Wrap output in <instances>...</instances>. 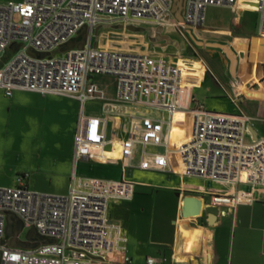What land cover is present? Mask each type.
I'll use <instances>...</instances> for the list:
<instances>
[{
    "label": "built area",
    "instance_id": "obj_1",
    "mask_svg": "<svg viewBox=\"0 0 264 264\" xmlns=\"http://www.w3.org/2000/svg\"><path fill=\"white\" fill-rule=\"evenodd\" d=\"M238 1L185 0L182 23L172 18L173 0L0 3V90L8 98L16 91H23L79 101L81 113L74 152L78 161L88 156L78 152L84 136L88 139L96 135L106 142L107 117H89L84 113V107L90 101L109 102V99L88 91L94 77L116 79V97L113 99L116 103L173 115L182 107L184 71L179 63L166 61L164 57L106 50L93 47L91 42L82 49L64 52L62 49L84 29L93 32L97 26L111 22L171 26L184 35L190 29L198 30L204 26L208 8L235 10ZM247 1H252L260 16L259 32L264 36V0ZM197 105L192 138L177 150L184 175L232 187L241 183L253 190L264 189V138L246 142L252 118L244 114L211 112L205 110L204 105ZM86 118L90 120V129L84 133L82 123ZM140 119L143 127L135 124L133 130L155 136L140 142L166 145L165 122L150 114ZM28 178V175L20 176L12 186H0V264H134L128 255V239L123 228L109 216L112 202L133 199L134 184L74 174L68 193L54 195L30 189ZM252 202V192L215 191L210 194L207 207H235ZM9 216L21 221L24 230H28L25 240H20V234L17 241L34 244L27 236L35 229L40 237L55 242H39L34 249L13 248L11 236L4 244ZM166 261V258L160 260ZM157 262L155 258L147 259V264Z\"/></svg>",
    "mask_w": 264,
    "mask_h": 264
},
{
    "label": "crops",
    "instance_id": "obj_2",
    "mask_svg": "<svg viewBox=\"0 0 264 264\" xmlns=\"http://www.w3.org/2000/svg\"><path fill=\"white\" fill-rule=\"evenodd\" d=\"M244 5L253 6V3L252 1L239 0L235 10L232 8H226L229 9L233 15L232 27L230 29L212 30L205 28L204 24V26L197 31H200L201 33L221 34L223 36L230 37L234 40V44L237 45L240 51H248V59L241 68L240 77H234V79H238L241 85L244 86L246 94L242 95L238 99L235 98L237 91L231 83L232 79L228 81L227 76L224 78V80L232 86L229 90L224 87V91L227 92L230 98L239 107L240 103L245 104L247 110L246 112L240 110L239 112L234 113H219L244 114L251 117L252 120L249 122L248 132L246 134V142L249 143L258 138H264V77L263 73L258 71V64H254L253 61H251V63L249 62V49L251 41L249 40V36H247L248 34L246 31H248L247 29L250 26L255 28L259 37L264 36H261L259 32V14L254 9L243 8ZM249 14H253V17H248ZM172 18L175 19V16L173 15ZM106 24H110V26L117 31H128L126 29H121V26H134L137 29H145L143 32L129 31L131 33H144L150 31L151 35H149V41L153 52L138 53L135 51H118L132 52L149 57L160 56L164 57L166 61L176 62L182 66L184 71L183 85L186 94L183 93L181 101L182 107L178 112L185 114L186 118L184 121H180L176 125L184 131L174 126L175 113L173 115H169L165 111L154 113L144 107L116 103L113 101L115 98H110L109 102L90 101L85 105L84 113L89 117H107L108 122L105 131L107 141L91 140L89 145H83L78 152L80 154L88 155L85 156L87 159L84 157L83 160L89 165L92 166L96 163H111L119 169V174L115 179L107 178L105 176L79 175L73 171L75 167L74 164L72 171L78 176L113 181H126L135 185V194L131 201L112 202L109 209L110 220L119 224L127 236L128 255L132 258L134 264H147L148 258H155L158 261L157 264H264V189L257 188L253 190L249 185L241 183L236 187H232L230 185L217 183L205 178L184 175L182 171L184 170V167L180 156L177 153L180 146L170 138L171 134L180 131L182 132L184 139L186 138V142L191 140L195 123L194 111L197 109V103L204 105L205 110L211 111L207 108L206 101L208 98L202 96L200 93H197V90L202 89V85L209 74L207 69L201 62L191 61L189 64L200 63L204 67L202 77L192 76L187 71V67L183 64L184 60L177 62L174 60L176 57L168 54L170 52L169 49L171 48L177 51L180 50L178 47L179 42L170 39L167 36V34H169V26L145 24L125 25L120 22H111ZM100 26L101 25L97 26L93 32L89 29H84L83 31H87V34L82 36V31L76 38L82 36V39H86V43L91 42L93 47L106 50H117L101 47L93 41V33L95 30H98ZM160 28H162V30H160ZM178 34L180 35V33ZM182 36L184 37V35ZM247 63H250L248 68H246ZM186 84L192 86V88L190 87L189 89ZM27 94H35L36 96L42 98L45 97L32 92L16 91L11 98H8L5 97L4 92L0 90V104H7L8 100V110L11 112L13 108L20 107V102L16 98L19 95ZM14 97L15 99H13ZM63 98L71 101L77 106V108L74 109L77 129L81 113V105L79 101L75 99L68 97ZM94 103L99 104V106H94ZM35 108L36 111L42 109L41 105H38ZM131 109H133L134 113L136 110V112H144L145 115L150 114L155 117L159 116L165 122L164 139L166 145H138L139 147L136 148L139 152L136 153V156L130 157L127 161L124 154V139L126 137V133L123 131L127 129L128 134H135L138 130H133V126L137 124V122H141L139 116L130 114ZM137 129L139 128L137 127ZM137 133L146 134L144 131H138ZM95 136L96 135L93 137ZM133 139L134 138H132V140ZM141 140L146 139L143 137ZM151 143L154 142L151 141ZM94 155H96V157L101 161H91L90 157L92 158ZM134 160L136 163H134ZM160 166L162 167L161 169L156 168ZM69 172H71V163L69 166ZM156 190L175 193L173 196V211L172 215H170L171 217L167 226V237H159L160 240L152 242L151 245L154 247L152 251L155 253V256H147L145 253L143 255L136 253L134 256L130 250L131 239L130 232L127 227V215H129L128 213L130 208L125 206H134L135 203H137V207H140L142 212L143 207L140 201L136 202L137 197H150ZM236 190L252 192L253 202L239 204L235 207H207L210 204V194L212 192L221 191L233 194ZM187 197H197L204 201L205 205L201 217H186L184 215V201ZM123 207H125V210L123 209V212L121 213L120 211ZM210 214L215 215V220L211 224L209 223ZM152 230L154 235L156 232H160V229L156 230L153 228ZM140 256H143L142 262L139 260ZM164 258H166L167 261L160 262V260Z\"/></svg>",
    "mask_w": 264,
    "mask_h": 264
},
{
    "label": "rangeland",
    "instance_id": "obj_3",
    "mask_svg": "<svg viewBox=\"0 0 264 264\" xmlns=\"http://www.w3.org/2000/svg\"><path fill=\"white\" fill-rule=\"evenodd\" d=\"M21 1L0 0V3ZM226 8H208L205 28L212 30L230 29L233 15ZM243 8L254 9V5H244ZM248 17H253V14H249ZM16 21L18 20L16 19ZM247 30V36L251 41L249 62L257 63L258 71L263 73L264 77V37H259L255 28L249 26ZM168 31L167 36L179 42L180 50L171 48L168 53L176 57L175 61L184 60L183 64L192 76L202 77L203 65L207 69L209 74L202 85V89L197 90V93L208 98L206 101L208 110L228 113L239 112L240 110L246 112L245 104L240 103L239 107L224 91V87L227 90L232 87L224 78L227 76L228 81L232 79L231 83L237 91L235 98L238 99L246 94L244 86L234 77H240L241 68L248 59V51H239L232 38L221 34L201 33L190 29L185 32L183 37L176 33L177 28L171 26L168 27ZM93 34V41L101 47L138 53L153 52L149 41L150 31L144 33L117 31L110 24H103ZM58 55L60 56L62 53L58 52ZM191 61L201 62L203 65L200 63L189 64ZM250 63H247L246 68ZM92 81L88 88L89 92L104 99L116 97V79L114 77L96 76ZM190 87L192 88L188 85L189 89ZM16 99L19 100L20 107L13 108L11 112L8 110V100L7 104H0V186H12L17 177L28 175L30 189L54 195H64L68 191L74 172L86 176L96 175L114 179L118 177L119 169L111 163H96L91 166L83 158L78 161L74 159L77 123L74 109L77 106L71 101L50 95L42 98L35 94L19 95ZM38 105H41L42 109L36 111L35 107ZM94 106H99V104L94 103ZM130 114L139 117L145 116L144 112H136L135 110L134 113L133 109L130 110ZM137 124L139 127H143L141 122H137ZM87 129H90V120L86 118L82 123V130L85 133ZM123 132L126 133L124 154L127 161L139 152L136 147L144 144L140 142H145V140H141L143 137L146 140H152L155 137L148 133L145 135L137 132L128 134L127 129ZM84 138L79 142L78 151L83 145H89L91 140H101L96 136ZM132 138L134 139L132 140ZM105 139L107 141L106 134ZM85 159L87 158L85 157ZM90 160L101 161L96 155L90 157ZM70 163L71 172H69ZM134 163H136L135 160ZM73 164L75 165L74 172L72 171ZM156 168L161 169L162 167ZM174 194L173 192L156 190L150 197L138 196L136 202L140 201L143 207L142 212L140 207H137V203L134 206H125L130 208L129 215H127V227L131 239L130 250L134 256L136 253L155 256L152 251L154 247L151 244L153 241L160 240L159 237H167V226L173 211ZM125 207L122 208L121 213ZM153 228L160 229V232H156L154 235ZM27 232L28 230H25L21 233L20 240H25ZM139 260L142 262L143 256H140Z\"/></svg>",
    "mask_w": 264,
    "mask_h": 264
},
{
    "label": "water",
    "instance_id": "obj_4",
    "mask_svg": "<svg viewBox=\"0 0 264 264\" xmlns=\"http://www.w3.org/2000/svg\"><path fill=\"white\" fill-rule=\"evenodd\" d=\"M174 4L172 7V13L175 16V19L182 23L183 22V10H184V1L185 0H173ZM121 29H126L128 31H145V29H137L134 26H121ZM160 30H162V28H160ZM87 31H83L82 32V36H85L87 33ZM82 36L79 38L74 39L71 43H69L67 46H65L62 51H68L74 48H79L82 49L85 44H86V39H82ZM204 201L200 198L197 197H187L184 201V215L186 217H199L202 215V212L204 210ZM215 220V215L214 214H210L209 215V223H213V221ZM15 222L17 223V229L14 231L13 230V226L15 224ZM24 225L21 221L16 220L15 217L13 216H9L8 218V228H7V237L6 239L3 241V243L5 244L6 241L13 236V238L11 239L10 245L13 248H21V249H34L38 246L39 242L43 243V244H50V243H54L55 241H51V240H47L43 237H40L37 233L35 229H32L28 236L27 239L30 241H34V244L31 243H26V242H20L17 241V235L19 232L22 231ZM35 236V237H34Z\"/></svg>",
    "mask_w": 264,
    "mask_h": 264
},
{
    "label": "bare ground",
    "instance_id": "obj_5",
    "mask_svg": "<svg viewBox=\"0 0 264 264\" xmlns=\"http://www.w3.org/2000/svg\"><path fill=\"white\" fill-rule=\"evenodd\" d=\"M242 46V45H241ZM237 49H238V47H236ZM242 48V47H241ZM239 50V49H238ZM240 51V50H239ZM183 91H184V93H185V89H184V86H183ZM185 118H186V116H185V114H183V113H181V112H176L175 114H174V123H175V125L174 126H176L177 128H179L180 130H182V131H184L183 129H181L180 127H178L176 124L178 123V122H182V121H184L185 120ZM186 132V131H185ZM186 133H188V132H186ZM171 137V140H173L175 143H177L179 146H182L187 140H186V138L184 139V136L182 135V132H180V131H178V132H176V133H174V134H171L170 135ZM183 171V170H182Z\"/></svg>",
    "mask_w": 264,
    "mask_h": 264
},
{
    "label": "flooded vegetation",
    "instance_id": "obj_6",
    "mask_svg": "<svg viewBox=\"0 0 264 264\" xmlns=\"http://www.w3.org/2000/svg\"><path fill=\"white\" fill-rule=\"evenodd\" d=\"M16 229H17V223H15L14 226H13V230L15 231ZM23 231H25L24 228L22 229L21 232L18 233V236H19Z\"/></svg>",
    "mask_w": 264,
    "mask_h": 264
}]
</instances>
